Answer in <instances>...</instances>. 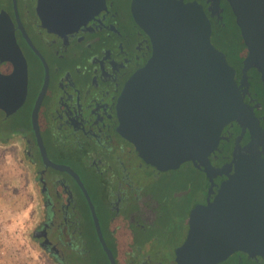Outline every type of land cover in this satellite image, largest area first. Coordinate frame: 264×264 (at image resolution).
I'll return each mask as SVG.
<instances>
[{
	"label": "flooded vegetation",
	"instance_id": "obj_1",
	"mask_svg": "<svg viewBox=\"0 0 264 264\" xmlns=\"http://www.w3.org/2000/svg\"><path fill=\"white\" fill-rule=\"evenodd\" d=\"M135 1L0 0V26H9L26 63L22 102L9 111L0 108V144L15 154L21 169L28 171L39 203L31 238L56 264H71L73 257L78 260L75 264H85L92 255L81 239L85 225L79 207L85 209L94 231L76 180L57 166L74 172L88 197L83 175L97 184L109 216L106 246L115 264H176L174 250L186 236L191 208L211 200L225 179L224 174L213 176L208 191L210 181L202 167L186 162L201 174L200 182L168 192L159 176L169 170L145 164L118 133V96L127 79L151 55L149 37L134 17ZM198 2L210 24V42L226 58L217 47V39L222 35L227 38L225 25L235 22L231 9L225 0H219L216 8L211 0ZM230 66L239 83L241 66ZM246 75L243 100L252 106L264 130V98L255 91L249 70ZM239 131L235 122L222 128L216 150L208 155L212 167L224 166L227 171ZM248 139L245 131L239 146ZM155 186L157 193L162 189L165 196L178 198L174 201L177 208H170L163 195L162 210L145 214L146 198ZM94 236L97 241L95 231ZM45 239L48 243L42 244ZM97 245L104 254L98 241ZM103 260L109 264L106 256ZM93 264L102 262L95 260ZM214 264H264V255L237 250Z\"/></svg>",
	"mask_w": 264,
	"mask_h": 264
},
{
	"label": "water",
	"instance_id": "obj_2",
	"mask_svg": "<svg viewBox=\"0 0 264 264\" xmlns=\"http://www.w3.org/2000/svg\"><path fill=\"white\" fill-rule=\"evenodd\" d=\"M218 1L211 0V5L218 7ZM225 1L246 49L239 83L224 54L210 42V24L198 0H136L134 5L151 55L118 96V133L145 164L159 171L177 169L184 162L200 165L210 181L208 191L213 176L225 175L211 200L191 208L186 236L174 250L176 264H214L237 250L264 255V130L243 100L248 69L256 70L264 87V0ZM25 92L24 57L9 26H0V108H16ZM230 122L240 131L225 171L224 166L212 167L208 155ZM245 131L249 139L240 147ZM37 140L40 143L38 134ZM40 150L47 162L41 144ZM57 168L76 180L98 244L109 264H115L86 190L74 172Z\"/></svg>",
	"mask_w": 264,
	"mask_h": 264
},
{
	"label": "rangeland",
	"instance_id": "obj_3",
	"mask_svg": "<svg viewBox=\"0 0 264 264\" xmlns=\"http://www.w3.org/2000/svg\"><path fill=\"white\" fill-rule=\"evenodd\" d=\"M17 162L19 159H16L15 154L0 144V264H56L31 238V231L38 220L36 212L39 209V203L35 199V186L28 179V171L21 169ZM83 176L92 205L97 210L103 236L108 240L106 213L97 184L86 174ZM159 177L164 190L176 193L184 189L187 184L193 186L199 183L201 174L184 162L178 169L161 173ZM153 189L147 192L148 204L145 207L147 211L144 212L145 214L162 210L163 195L170 208H177L174 207V201L178 198L165 196L162 189L157 193L156 186ZM79 208L83 211L81 220L85 225L82 228L81 239L92 251L91 257L87 256L88 258L85 259V264H93L95 260L105 264L104 257L96 245L85 209L82 206Z\"/></svg>",
	"mask_w": 264,
	"mask_h": 264
},
{
	"label": "trees",
	"instance_id": "obj_4",
	"mask_svg": "<svg viewBox=\"0 0 264 264\" xmlns=\"http://www.w3.org/2000/svg\"><path fill=\"white\" fill-rule=\"evenodd\" d=\"M225 31H227V33H225V36L222 35L221 37H219L217 39V47H219V49H221L227 58V63L233 64L236 68L241 66V61L243 59V57L246 54V49L241 41L239 32H238V27L236 26L235 22L232 23H227L225 25ZM249 72H251L252 75V80H253V86L255 87V91H257L259 94L263 95L264 98V87L262 86L260 79H259V74L256 72V70L254 68H250L248 69ZM263 108H264V103H263ZM106 230H107V234L109 237V216L106 215ZM102 227H101V233H102ZM94 234V231H93ZM103 236V233H102ZM95 237V236H94ZM104 237V236H103ZM104 241H106V245H108V240H106V238L104 237ZM96 241V240H95ZM96 245H97V241H96ZM98 247V245H97ZM90 248V247H89ZM99 249V247H98ZM90 252L92 253L91 249ZM103 257L105 258L104 254H102ZM71 257V256H70ZM77 257H73L72 259V263L71 264H75V262H77Z\"/></svg>",
	"mask_w": 264,
	"mask_h": 264
}]
</instances>
